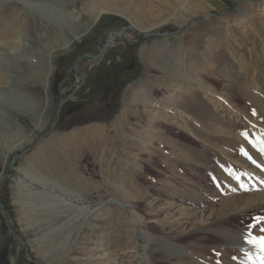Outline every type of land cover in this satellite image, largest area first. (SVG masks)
I'll return each instance as SVG.
<instances>
[{
	"label": "rangeland",
	"instance_id": "374dc122",
	"mask_svg": "<svg viewBox=\"0 0 264 264\" xmlns=\"http://www.w3.org/2000/svg\"><path fill=\"white\" fill-rule=\"evenodd\" d=\"M0 204L2 264H264V0H0Z\"/></svg>",
	"mask_w": 264,
	"mask_h": 264
},
{
	"label": "water",
	"instance_id": "95a60500",
	"mask_svg": "<svg viewBox=\"0 0 264 264\" xmlns=\"http://www.w3.org/2000/svg\"><path fill=\"white\" fill-rule=\"evenodd\" d=\"M224 17V16H222ZM205 17L203 16H198V17H194L192 18L191 20H189L186 24H184L183 26L177 28L176 30L174 31H170V32H160V31H154V32H151L150 30L149 31H141L137 28H135L134 26H132L131 24H128L126 26H123L122 28H120L119 30H115V31H111L107 34L106 36V41L101 44L100 46V51L96 54V55H90V54H83L79 59L78 61L83 58V57H88L89 56L91 57V59H96V61L94 63H92L90 66H89V69L92 68L94 65L97 64V61L100 60L101 58L103 59V52L105 50V48L107 47V45L109 44V42L112 41L113 37L116 36V35H121L123 32H125L126 30H131L135 33H137L140 37H149V36H162V37H167V36H170V35H173L175 33H179L181 30H183L184 26L192 23V22H195L196 20H199V19H204ZM101 59V60H102ZM82 75V81H84V78H85V75H86V72L84 73H81ZM67 98V97H66ZM61 99L60 102H59V105H58V108L56 110V114L54 116V119L49 127V129L45 132V134H43L39 140L43 139L44 137H46L49 132L51 131V129L53 128V126L55 125L56 121H57V117H58V114H59V111L61 109V105L62 103L65 101V99ZM29 150V148H27L26 150L24 151H21L19 152L16 156H14L11 160V163L9 165V168L7 170V173L5 176H7L9 174V172L14 168V164L15 162H17V160H19L21 157H23L25 155V153ZM0 211L2 213V216H3V220H4V224L6 226V228L9 230V232L12 234L13 238L16 240V242L18 243L19 246H23L25 248V251H26V254H25V258L27 259L28 258V248L26 246V243L22 240L21 237L17 236L16 232L11 228L10 224H9V220L6 216V213L4 211V206L2 204H0ZM36 264H43V262L39 261V260H33Z\"/></svg>",
	"mask_w": 264,
	"mask_h": 264
},
{
	"label": "bare ground",
	"instance_id": "6f19581e",
	"mask_svg": "<svg viewBox=\"0 0 264 264\" xmlns=\"http://www.w3.org/2000/svg\"><path fill=\"white\" fill-rule=\"evenodd\" d=\"M104 3V2H103ZM100 4V3H99ZM102 4V3H101ZM100 4V5H101ZM98 5V4H97ZM122 9V8H121ZM99 10V9H98ZM119 10V9H118ZM116 8H114V7H112V6H110V5H105L104 7H102V9H101V12H106V13H113V14H118L119 15V13L118 12H120V10L118 11ZM126 10V9H125ZM96 11V10H95ZM95 11H91V13L92 12H95ZM124 12H126V11H124ZM72 15V14H71ZM69 17H71L70 15H69ZM73 17V16H72ZM76 19V18H75ZM70 21L72 22V24H73V20L70 18ZM74 25H76V26H79V27H87V22L85 23V24H82V23H76L75 24V22H74ZM132 26H134L135 28H137V29H139V30H141V28L140 27H137V26H135V25H132ZM85 27V28H86ZM75 28V27H74ZM142 31V30H141ZM147 31H149V30H147ZM101 60V59H100ZM81 77H82V75H81ZM19 95H21V94H19ZM22 98H23V100L25 101V102H28L27 100L29 99V96L28 95H26V94H23L22 96H21ZM23 104V103H22ZM26 105V104H25ZM99 129L98 128H92V127H85V128H83V129H81V130H75V131H73L72 133H69V134H67V135H63L62 136V138L60 139L61 141V144L62 143H67L68 144V150H75L76 148H79L80 146H82L86 141H91V142H93V141H96V140H98V136H99ZM97 142V141H96ZM65 144H63V145H65ZM54 145V144H53ZM62 145V146H63ZM56 146V145H55ZM40 149H41V147H40ZM39 151V150H38ZM71 152V151H70ZM41 152H39L38 154H40ZM76 154V153H75ZM43 157V156H42ZM45 158V157H44ZM36 161V160H35ZM42 161V160H41ZM47 161V160H46ZM46 161H44L43 160V162H44V164H45V162ZM40 162V161H39ZM49 165L50 166H52L53 164H51L50 162H49ZM54 167V166H53ZM56 167V166H55ZM50 170H52V169H50ZM53 171V170H52ZM56 171V169L54 170V172ZM57 175H58V177H64L65 178V174H63V173H61V171H58V169H57ZM72 179V178H71ZM66 181V180H65ZM50 183V182H49ZM49 183H47V184H49ZM70 183H72V182H70ZM45 185V184H44ZM40 194H42V195H49L50 194V192H40ZM55 195V194H54ZM45 198V197H44ZM47 199V198H46ZM49 199V198H48ZM59 199V198H58ZM60 200V202L62 201L61 199H59ZM64 201V200H63ZM62 207V206H61ZM60 207V208H61ZM62 208H65V209H68V210H74L75 212H77L78 214H82V215H84V217L86 216V215H88L89 213H90V211H89V209H88V207L87 206H79V207H71L68 203H66V206L64 205V207H62ZM74 212V213H75ZM77 214V215H78ZM230 237V236H229ZM250 239V238H249ZM248 240V239H247ZM251 244H252V242H251ZM252 248V247H251ZM256 249V248H255Z\"/></svg>",
	"mask_w": 264,
	"mask_h": 264
},
{
	"label": "crops",
	"instance_id": "0c3cea01",
	"mask_svg": "<svg viewBox=\"0 0 264 264\" xmlns=\"http://www.w3.org/2000/svg\"><path fill=\"white\" fill-rule=\"evenodd\" d=\"M143 53H144V48L138 50L137 56H143ZM122 98H123V100L127 99V101L123 102L121 104L122 105L121 107H124V106L128 107L133 102V100H131V99L137 100L140 103H146V101L148 100V95H147L146 91H130V92L127 91V92L123 93ZM86 105H85V107H86Z\"/></svg>",
	"mask_w": 264,
	"mask_h": 264
},
{
	"label": "flooded vegetation",
	"instance_id": "af4514ba",
	"mask_svg": "<svg viewBox=\"0 0 264 264\" xmlns=\"http://www.w3.org/2000/svg\"><path fill=\"white\" fill-rule=\"evenodd\" d=\"M6 259H9L8 251L0 249V264H2V262ZM30 263L36 264L33 260H30Z\"/></svg>",
	"mask_w": 264,
	"mask_h": 264
},
{
	"label": "snow or ice",
	"instance_id": "6c2138e0",
	"mask_svg": "<svg viewBox=\"0 0 264 264\" xmlns=\"http://www.w3.org/2000/svg\"><path fill=\"white\" fill-rule=\"evenodd\" d=\"M242 187H243V185H242ZM260 219H264V218H260ZM259 239L261 241V250H262V252H264V237H261ZM250 242H253V241H250Z\"/></svg>",
	"mask_w": 264,
	"mask_h": 264
}]
</instances>
